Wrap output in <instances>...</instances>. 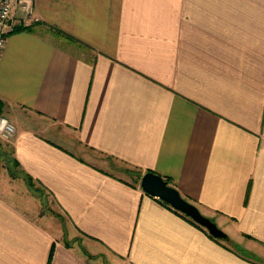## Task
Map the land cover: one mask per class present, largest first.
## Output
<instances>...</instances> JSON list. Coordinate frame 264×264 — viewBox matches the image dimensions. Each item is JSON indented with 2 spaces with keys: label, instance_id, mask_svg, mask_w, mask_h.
I'll list each match as a JSON object with an SVG mask.
<instances>
[{
  "label": "crops",
  "instance_id": "crops-1",
  "mask_svg": "<svg viewBox=\"0 0 264 264\" xmlns=\"http://www.w3.org/2000/svg\"><path fill=\"white\" fill-rule=\"evenodd\" d=\"M11 19L12 155L83 243L0 194V264H264V0H34ZM146 171L239 251L144 192Z\"/></svg>",
  "mask_w": 264,
  "mask_h": 264
},
{
  "label": "rangeland",
  "instance_id": "rangeland-1",
  "mask_svg": "<svg viewBox=\"0 0 264 264\" xmlns=\"http://www.w3.org/2000/svg\"><path fill=\"white\" fill-rule=\"evenodd\" d=\"M9 143L0 141V194L21 208L29 210L35 218H41L60 239L82 244L81 234L75 232L50 194L28 179L16 164ZM123 168L125 167L122 165L118 167L126 177L135 178L139 174L135 169Z\"/></svg>",
  "mask_w": 264,
  "mask_h": 264
},
{
  "label": "water",
  "instance_id": "water-1",
  "mask_svg": "<svg viewBox=\"0 0 264 264\" xmlns=\"http://www.w3.org/2000/svg\"><path fill=\"white\" fill-rule=\"evenodd\" d=\"M140 187L147 194L167 203L174 210L179 211L205 228L213 237L222 240L230 238L211 218L204 215L194 203L185 199L179 191L170 185L161 175L152 171L144 172L140 178Z\"/></svg>",
  "mask_w": 264,
  "mask_h": 264
},
{
  "label": "built area",
  "instance_id": "built-area-1",
  "mask_svg": "<svg viewBox=\"0 0 264 264\" xmlns=\"http://www.w3.org/2000/svg\"><path fill=\"white\" fill-rule=\"evenodd\" d=\"M34 7V0H0V57L6 43L7 33L13 28L12 13L19 9L28 20ZM14 123L4 114H0V141L10 142L15 136Z\"/></svg>",
  "mask_w": 264,
  "mask_h": 264
},
{
  "label": "trees",
  "instance_id": "trees-1",
  "mask_svg": "<svg viewBox=\"0 0 264 264\" xmlns=\"http://www.w3.org/2000/svg\"><path fill=\"white\" fill-rule=\"evenodd\" d=\"M21 27V26H20ZM3 107H4V102L0 99V114H3L2 111H3ZM1 145V144H0ZM15 160V158H14ZM16 164L19 166L17 160H15ZM25 173V172H24ZM26 174V173H25ZM26 176L28 177V179L32 180L31 177L29 175L26 174ZM185 216V215H184ZM187 217V216H186ZM189 220L191 222H193L194 224H196L197 226L203 228L202 226H200L199 224L195 223L193 220H191L189 218ZM204 229V228H203ZM206 231V229H204ZM206 233L211 236L212 238L216 239V240H219V241H222L223 244L227 247V248H231L233 250H236V251H239V249L237 248L236 244L231 240V238L227 239V240H222V239H218V238H215L213 237L212 235H210L207 231Z\"/></svg>",
  "mask_w": 264,
  "mask_h": 264
}]
</instances>
